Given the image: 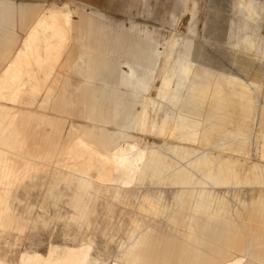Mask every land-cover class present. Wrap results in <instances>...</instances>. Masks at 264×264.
Wrapping results in <instances>:
<instances>
[{"label": "bare ground", "instance_id": "6f19581e", "mask_svg": "<svg viewBox=\"0 0 264 264\" xmlns=\"http://www.w3.org/2000/svg\"><path fill=\"white\" fill-rule=\"evenodd\" d=\"M90 3L92 0H67L41 10L37 4L16 6L11 0H0V22L15 17L14 8L17 7L22 23V40L0 70V227L5 232L26 228L23 216L15 206L26 180L37 182L49 177L52 181L61 177L67 186L75 185L77 191L72 206L80 221H87L97 212L90 206L101 197L108 199L102 213L114 217L116 204L139 192L130 189L131 186L144 183L171 185L175 187L170 191L173 205L168 207L162 205L157 190L146 188L142 194V210L155 217H170L171 232L161 234L156 228L149 235L144 224L134 222V241L120 255L129 262L127 264H243L244 259H247L246 264L264 263V162L248 158L251 149L248 138H242L244 135L234 134L227 139V144L223 143L224 150L229 146V150L244 159L216 151V145L203 144L202 139H207L211 126L204 124L203 116H191L193 111L188 108L193 105L200 108L212 98V77L209 79L204 72L194 75L192 80L190 65L182 60L186 53H181L179 62L166 69L161 80L163 89L158 94L177 104L176 107L182 104L177 116L172 118L166 113L159 125L157 115L154 121L151 120L150 132H167L169 124L177 142L165 141L161 146L152 144L143 149L125 142L133 138L127 133L129 129H138L142 134L147 131L150 113L144 104L145 96L138 93L140 88L147 91L150 79L140 71L147 72L148 66L156 63L155 58L147 54L137 58L130 51L127 53L132 63L127 64L129 72L126 74L118 73L111 66L105 51L101 59L92 56L93 53L88 58L90 62L103 63L106 87L89 92L93 102L89 101L84 109H88L87 116L91 121L113 125L116 131L105 126L97 128L94 124L93 129L83 130L85 137L82 135L77 140L75 136L81 132L73 125L66 129L64 114L58 111H62L66 101V90L63 92L61 86L63 71L74 60L70 58L74 39L80 37L88 39L89 43L91 40H95L94 44L100 43L97 24L83 14L79 23L74 22L69 4L86 9ZM100 28L103 31L104 27ZM188 81L191 84L185 96L183 89ZM120 86L127 91H121ZM108 87L113 89L108 91ZM241 95L246 96L245 93ZM221 99L219 94L216 100ZM138 101L142 102L141 111L135 109ZM152 104L155 105L154 100ZM48 109L57 111L56 117L48 114ZM59 119H62L61 125H53ZM242 125L247 126L248 121ZM257 144V150L264 157V131ZM40 166L57 170H49L43 176L45 170L41 171ZM241 176L257 178L256 188L243 192L228 189L224 195L232 193L238 197L235 217H244V225L227 218L233 216L222 207L224 203L217 193L223 181L233 182ZM241 193H247L248 199L239 198ZM215 204L220 205L218 210ZM23 211L28 213L27 209ZM206 238L209 242L202 240ZM214 244L231 249H206ZM21 262L99 264L100 259L91 257L89 244L52 245L46 255L23 254ZM0 264L8 263L0 260ZM115 264L123 263L117 261Z\"/></svg>", "mask_w": 264, "mask_h": 264}, {"label": "rangeland", "instance_id": "374dc122", "mask_svg": "<svg viewBox=\"0 0 264 264\" xmlns=\"http://www.w3.org/2000/svg\"><path fill=\"white\" fill-rule=\"evenodd\" d=\"M11 1L16 6L37 4L41 10H46L52 3H63L67 0ZM69 5L73 10V21L79 23L81 15H87L97 24L96 27L99 28L97 33L100 37L99 44H94L95 40L89 43L88 39L75 38L73 56L70 57L74 60L63 71L61 90L63 92L66 90V101L62 111L58 112L64 114L66 129L73 125L81 132V135L75 136L77 140L82 135L85 137L82 133L86 128L93 129L94 124L97 128L105 126L97 121H91L87 116L88 109L87 111L84 109L85 105L87 108L89 101L93 102L88 96L89 92L94 89L103 90L106 87L103 63L90 62L88 59L90 54L93 53L92 56L101 59L104 56L102 52L105 51L109 55L111 66L115 67L118 73L126 74L129 72L127 64L132 63L127 53L130 51L137 58L147 54L155 58L156 63L154 66H148L147 72L143 69L140 71L143 76L150 79L147 91L140 88L141 91L138 93L145 96L144 104L148 106L150 113L149 123L146 124L147 131L142 134L138 129H129L127 133L133 138L125 142L136 144V147L141 149L152 144L161 146L165 141L177 142L178 138L171 135L169 124L167 132L162 134L157 133L158 130L150 132L151 120L153 118L154 121L157 115L159 125L166 113L172 118L177 116L182 104L176 107L177 104L163 99L158 94L163 89L161 80L166 69H171L179 62L181 53H186L182 60L190 65L192 80L195 78L194 75H203L204 72L209 79L212 77L210 89L212 98L200 106L201 110L199 106L194 105L188 108L193 111L191 116L196 118L203 116L204 124L211 126L207 139H202L203 144L210 147L216 145L214 147L216 151L244 159L242 155L240 157L229 150L227 148L229 146L225 147L226 150L223 149V143L227 144V139L231 136L244 135L242 138H248L251 149L248 158L255 162H264L263 153L257 150V142L264 131V0H92L86 9L75 6L76 4ZM18 10L17 7L14 8L15 17H8L9 21L6 22L4 19L0 22V70L7 64L12 56L11 52L22 40L20 36L22 23L18 19L20 13ZM99 25L104 27L103 31ZM190 84L188 81L183 89L185 96ZM120 88L121 91H127L124 86ZM111 89L113 88L108 87V91ZM241 93H245L246 96L242 97ZM219 94L222 96L220 101L216 100ZM79 99L83 101L80 103ZM153 100L155 105L152 104ZM142 108V102H136L135 109L141 111ZM126 109L130 110V107L126 105ZM46 112L52 113L50 115L55 117L58 113L52 109ZM195 112L198 113L194 114ZM61 120L54 122L53 125L59 127ZM209 120L210 123L207 124ZM246 120L248 125H242ZM105 127L116 131L113 125ZM221 131L224 133L220 134ZM39 169L45 170L42 172L43 176L49 170H57L42 166ZM255 179L257 178L241 176V179L233 182L223 181L219 187L221 189L217 190L224 203L222 207L233 216L227 217L231 219L230 221L245 224V220L242 221L244 217H235V211L239 208L238 197L232 193L224 195L225 191L232 189L243 192L254 189ZM146 188L160 192L158 195L163 200V206L173 205L170 191L175 187L144 183L130 187L138 189L139 192L132 198L124 197L120 203L118 202L114 207V217L102 213L108 199L101 197L90 206L97 212L91 214L87 221H80L75 217V209L72 206L77 191L75 185L67 186L61 177L52 181L49 177L37 182L26 180L19 190V199L15 202L26 228L5 232L0 227V260L8 264H22L23 254L36 252L46 255L52 245L73 247L89 244L91 257L100 259L99 264H115L117 261L127 264L129 262L120 255L134 241L132 238L134 222L144 224V229L149 235H152L151 231H155L156 228L161 231L159 233L168 234L173 225L170 217H155L142 210V194ZM247 196V193H241L239 198L248 199ZM215 208L218 210L220 205L215 204ZM25 209L28 213L23 211ZM202 240L209 242L207 238ZM206 249L231 248L214 244ZM246 263L247 259H244L243 264Z\"/></svg>", "mask_w": 264, "mask_h": 264}]
</instances>
